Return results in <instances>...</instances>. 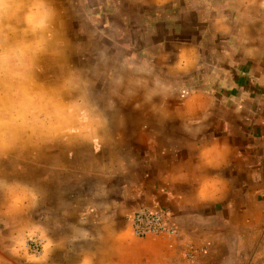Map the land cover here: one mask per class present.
I'll use <instances>...</instances> for the list:
<instances>
[{
    "label": "crops",
    "instance_id": "crops-1",
    "mask_svg": "<svg viewBox=\"0 0 264 264\" xmlns=\"http://www.w3.org/2000/svg\"><path fill=\"white\" fill-rule=\"evenodd\" d=\"M210 2L209 11H202L209 17L199 39L178 44L174 71L166 73L175 85L165 88V133L146 140L140 150L135 146L129 182L122 184L121 159L115 154L99 161L97 185L89 180V169L76 170L68 157L41 170L34 183L39 207L49 203L68 215L78 209L81 216L79 230L75 222L76 231L66 226L64 237L51 235L50 264H72L74 256L80 257L77 264H213L215 249L232 238V226L245 227L246 238H254L248 235L249 225L264 220V0ZM181 50L186 63L178 69ZM210 143L225 148L216 168L199 158L201 147ZM213 175L226 182L225 192L199 200L195 189ZM77 176L81 179L74 189ZM123 190L139 207L166 210L176 236L138 239L126 233L131 234L128 227L113 230L107 210ZM94 197L101 214L91 219ZM54 256L62 259L54 261Z\"/></svg>",
    "mask_w": 264,
    "mask_h": 264
},
{
    "label": "rangeland",
    "instance_id": "rangeland-1",
    "mask_svg": "<svg viewBox=\"0 0 264 264\" xmlns=\"http://www.w3.org/2000/svg\"><path fill=\"white\" fill-rule=\"evenodd\" d=\"M47 4L55 12L47 50L32 60L25 79L12 81V91L0 84V116L4 109L12 108L18 110L20 117L14 125L0 131H7L24 145L22 151L18 149L7 159L0 158V179L34 187L41 170L49 168L51 161L68 157L76 170L89 169V180L97 185L99 161L106 162L115 154L116 159H121L124 185L133 171L135 146L140 150L146 140L165 133V88L175 85L166 73L172 75L174 71L171 64L175 62L178 44L199 39V29L209 17L202 11H209L211 2L47 0ZM18 15L19 24L11 22L17 31L10 34V42L33 39L30 33L25 36L21 31L27 27L24 13ZM205 35L207 45L209 36ZM77 178H72L74 189L81 179ZM117 199L113 209L107 210L113 221L110 227L125 232L126 215L142 207L136 205L127 190ZM38 204L14 217L0 216V264H35L27 256L42 255L45 243L52 242L51 235L64 237L66 226L76 231L75 222L79 230L78 209L68 215L65 209L50 207L49 203L44 208ZM97 204V198H91V219L94 214H101L94 207ZM67 217L70 224L66 223ZM33 225H39L43 235L36 232L28 237L27 231ZM245 229L232 226L229 234L234 237L215 249L213 264H264V220L249 225L248 235L254 238L247 239ZM20 231L25 232L27 256L9 251V237ZM31 240L37 241L41 249L34 251L29 245ZM227 250L232 255L226 260ZM50 251L51 248L42 264H50ZM56 259L62 257L54 256ZM79 259L74 256L70 262L77 264Z\"/></svg>",
    "mask_w": 264,
    "mask_h": 264
},
{
    "label": "clouds",
    "instance_id": "clouds-1",
    "mask_svg": "<svg viewBox=\"0 0 264 264\" xmlns=\"http://www.w3.org/2000/svg\"><path fill=\"white\" fill-rule=\"evenodd\" d=\"M26 10V11H25ZM23 12V21L27 27L21 31L25 36L29 33L33 39H19L10 42V34L17 28L12 21L19 24V13ZM55 16L54 10L47 4V0H0V84L8 91H12V81L26 78V72L32 66V60L47 50L49 40L52 38L51 24ZM186 63V54L181 50L178 54L176 67L182 68ZM12 108L3 110L0 116V129H8L20 119ZM35 134V130H33ZM24 145L18 142L15 136H9L7 131H0V158L7 159L9 154L16 150H23ZM224 146L218 143L205 144L201 147L199 158L204 165L216 168L220 164V157L224 152ZM226 190V182L219 176H206L195 189V196L201 201L214 200L221 197ZM0 195L3 202L0 203V216L14 217L35 208L39 202L40 194L35 187L18 181L9 182L0 179ZM43 229L39 225H33L27 236L31 237ZM87 236V233H83ZM12 246L9 251L13 255L21 252L27 256L25 248V232L20 231L10 236ZM52 247L49 240L44 245V253L39 256H27L29 261L42 264L47 258L48 250ZM87 264V261L85 262Z\"/></svg>",
    "mask_w": 264,
    "mask_h": 264
},
{
    "label": "built area",
    "instance_id": "built-area-1",
    "mask_svg": "<svg viewBox=\"0 0 264 264\" xmlns=\"http://www.w3.org/2000/svg\"><path fill=\"white\" fill-rule=\"evenodd\" d=\"M125 224L131 234L137 238L148 236L174 237L177 234L176 224L172 216L164 209L142 207L127 215ZM29 245L34 251L40 250L37 241L31 240Z\"/></svg>",
    "mask_w": 264,
    "mask_h": 264
}]
</instances>
